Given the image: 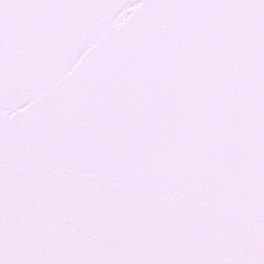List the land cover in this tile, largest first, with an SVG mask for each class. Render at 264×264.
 Instances as JSON below:
<instances>
[{
    "label": "snow or ice",
    "instance_id": "snow-or-ice-1",
    "mask_svg": "<svg viewBox=\"0 0 264 264\" xmlns=\"http://www.w3.org/2000/svg\"><path fill=\"white\" fill-rule=\"evenodd\" d=\"M0 264H264V0H0Z\"/></svg>",
    "mask_w": 264,
    "mask_h": 264
}]
</instances>
